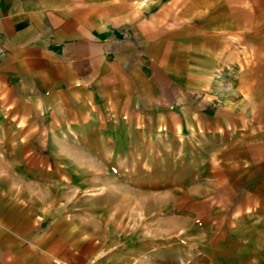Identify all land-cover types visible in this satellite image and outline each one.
Returning <instances> with one entry per match:
<instances>
[{
	"label": "crops",
	"instance_id": "0c3cea01",
	"mask_svg": "<svg viewBox=\"0 0 264 264\" xmlns=\"http://www.w3.org/2000/svg\"><path fill=\"white\" fill-rule=\"evenodd\" d=\"M102 112L195 137L264 209V0H0V264H152L76 193Z\"/></svg>",
	"mask_w": 264,
	"mask_h": 264
},
{
	"label": "rangeland",
	"instance_id": "374dc122",
	"mask_svg": "<svg viewBox=\"0 0 264 264\" xmlns=\"http://www.w3.org/2000/svg\"><path fill=\"white\" fill-rule=\"evenodd\" d=\"M93 123L71 138L100 172L76 193L115 220L118 245L147 251L152 264H259L264 222L254 216L264 209L238 205L205 144L198 151L195 137L135 114L102 112Z\"/></svg>",
	"mask_w": 264,
	"mask_h": 264
}]
</instances>
